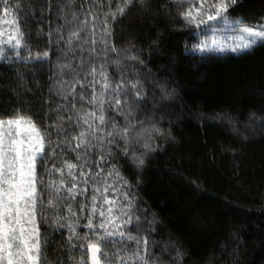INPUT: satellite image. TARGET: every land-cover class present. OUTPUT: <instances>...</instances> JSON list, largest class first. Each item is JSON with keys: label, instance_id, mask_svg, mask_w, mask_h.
Segmentation results:
<instances>
[{"label": "trees", "instance_id": "trees-1", "mask_svg": "<svg viewBox=\"0 0 264 264\" xmlns=\"http://www.w3.org/2000/svg\"><path fill=\"white\" fill-rule=\"evenodd\" d=\"M199 3L192 0L193 7ZM118 4L123 0H10L11 11L5 14L4 0H0V21L8 15L17 20L32 56L50 53L48 60L38 62L25 59L29 52L22 48L21 58L16 59L3 45L6 58L0 59V116L14 105L28 111L41 127L52 124L56 117L50 107L67 103L52 90L59 79L56 65L72 59L71 54H63L66 48L63 41L56 42L58 37L62 34L66 39L69 29L87 18L96 24L95 39L99 41L104 14L115 12ZM188 7H178L172 0H151L147 11L136 4L123 16L117 13L115 20L108 17L112 35L107 39L123 61L121 68L109 64L108 71L114 78L121 70L132 76L134 65L145 82L148 100L133 121V138L137 131L145 130L139 142L133 140L127 157L116 149L107 166L115 163L132 185L134 212L141 217L140 233L148 235L157 264H264V46L241 54L207 53L203 59L199 53L186 52L191 32L179 12ZM86 11L94 12L98 19L85 17ZM72 12L79 20H72ZM89 31L92 29H86L82 37L91 39ZM127 55H137L144 63L126 59ZM109 56L115 59L116 53ZM103 59L97 57L99 62ZM161 85L169 96L163 95ZM44 100H51L50 107H41ZM154 127L170 136L158 135ZM52 140L55 143L57 137L53 135ZM144 142L159 147L137 169L131 153H143ZM56 151L59 155L60 149ZM66 155L75 160L73 153ZM74 210L82 217L88 215L78 207ZM42 211L47 220L40 221L41 239L47 244L46 264H75L82 256L90 264L87 249L81 247L85 241L73 240L76 247L70 249L67 227L55 223L63 211L47 208L46 192ZM86 223L81 219L77 227L81 236L89 232ZM130 228L135 234V224ZM117 247L119 244H109L104 250L111 253ZM177 250L182 253L178 260Z\"/></svg>", "mask_w": 264, "mask_h": 264}, {"label": "snow or ice", "instance_id": "snow-or-ice-1", "mask_svg": "<svg viewBox=\"0 0 264 264\" xmlns=\"http://www.w3.org/2000/svg\"><path fill=\"white\" fill-rule=\"evenodd\" d=\"M172 2L178 7L189 5L179 12L181 22L191 32V43L185 44L186 52L199 53L203 59V54L207 53L241 54L253 51L258 45L264 46V0H200L198 7L192 6V0ZM150 3L151 0H123L115 12L105 13L99 41L95 39L96 24H90L87 18L69 29L66 39L62 34L58 37L56 42L63 41L66 48L63 54L65 57L71 54L72 59L57 63L59 79L52 88L55 95L67 103H57L55 108L50 107L51 100L41 104V107L48 104L55 114L52 124L41 127L28 111L14 105L0 116V264H46L47 244L41 239L40 226L41 220L47 223L42 211L45 192L47 208L63 211L55 217V223L67 227L70 249L76 247L73 240L85 241L81 247L87 249L90 264H157L148 235L140 233L141 217L134 212L136 198L131 193L132 185L115 163L107 166L116 149L127 157L133 140L139 142L145 130L137 131L133 138L136 129L133 121L141 105L148 100L145 82L134 65L132 76L121 70L118 78H114L108 71L109 64L117 68L123 64L119 50L107 39L112 35L108 17L115 20L117 13L123 16L126 9L136 4L147 11ZM10 11V0H4L3 12ZM60 11L63 13V9ZM87 16L93 21L98 19L92 11H86ZM62 18L71 23L66 17ZM72 20H79L76 12H72ZM251 20L259 22L249 23ZM0 23L15 25L6 41L2 39L5 32L0 29V59L6 58L5 44L16 59L21 58L22 48L29 52L25 59L38 62L49 59L48 51L32 56L23 43V33L16 19ZM86 29H92L87 33L91 39L82 37ZM56 31L59 33L60 27ZM209 32L212 35H208ZM86 44L88 48L84 47ZM98 44L102 45L99 49ZM77 49L80 50L78 57ZM84 52L88 53L87 57ZM109 53H116V58L112 59ZM97 57H103V62ZM126 59L144 63L137 55H127ZM72 60L78 62L74 64ZM160 88L165 97L171 94L164 85ZM73 112L75 115L71 114ZM154 131L165 138L170 136L155 127ZM53 135L57 137L55 143ZM142 147L145 151L140 155L135 150L131 153L137 169L144 167L145 156L159 146L144 142ZM66 152L73 153L75 160L69 159ZM49 161H54L51 166ZM78 197L84 199L78 200ZM77 207L80 213L88 215H78L74 210ZM81 219L87 220L84 227L89 229L83 236L77 232ZM151 223L149 221V225ZM133 224L137 229L135 234L130 228ZM109 244H119V247L109 253L104 250ZM180 258L182 253L177 250L175 259ZM75 264H86L85 258L82 256Z\"/></svg>", "mask_w": 264, "mask_h": 264}, {"label": "rangeland", "instance_id": "rangeland-1", "mask_svg": "<svg viewBox=\"0 0 264 264\" xmlns=\"http://www.w3.org/2000/svg\"><path fill=\"white\" fill-rule=\"evenodd\" d=\"M7 18L5 19V21H7V20H10V19H12V17L10 16V15H8V16H6ZM14 25H8L7 23H4V28L2 29L4 32H5V35L2 37V39L3 40H7V38H8V33L11 31V30H14ZM208 35H212V33H207ZM217 35H220V36H223V35H225V34H223V33H218ZM6 45V44H5ZM226 53H228V52H226Z\"/></svg>", "mask_w": 264, "mask_h": 264}]
</instances>
